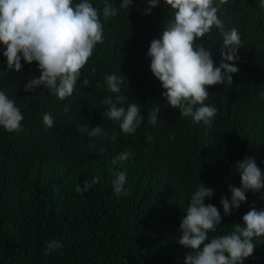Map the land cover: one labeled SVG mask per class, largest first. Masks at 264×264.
<instances>
[{"label":"trees","instance_id":"1","mask_svg":"<svg viewBox=\"0 0 264 264\" xmlns=\"http://www.w3.org/2000/svg\"><path fill=\"white\" fill-rule=\"evenodd\" d=\"M88 2L100 11L103 43L96 45L73 95L64 100L44 87L26 92L27 82L39 76L37 63L21 60V71L9 69L0 45V91L24 117L18 133L0 126V264H184L191 250L178 243L180 224L200 182L215 190L205 204L216 206L222 218L209 240L243 224L253 205L264 209V189L247 191L246 203L229 215L220 203L222 196L231 198L229 185L240 186L234 170L238 161L254 158L264 172V8L259 0H230L221 9L225 29H238L242 43L232 85L207 89L205 104L218 110L209 129L168 106L151 72L150 43L171 17L164 0L151 14H145L147 0H133L130 9H119L122 0H107L119 9L107 19L102 14L106 0ZM197 44L211 50L219 66V29L213 27ZM111 74L123 79L120 93L108 91L105 81ZM117 95L126 97L118 106H141L143 122L135 134L124 135L119 122L103 115L105 98L115 101ZM154 105L160 112L152 125L148 112ZM45 113L54 120L51 129L43 123ZM86 125H101L106 135L89 138L81 131ZM124 151L133 155L113 164ZM121 171L129 195L116 196L111 181ZM94 176L98 183L76 192L77 184ZM52 240L63 248L45 254ZM254 243L244 264H264V237Z\"/></svg>","mask_w":264,"mask_h":264},{"label":"clouds","instance_id":"2","mask_svg":"<svg viewBox=\"0 0 264 264\" xmlns=\"http://www.w3.org/2000/svg\"><path fill=\"white\" fill-rule=\"evenodd\" d=\"M230 0H164L171 9V17L164 23L159 39L150 43L147 55L151 58L150 69L164 91L162 96L168 106L179 109L180 116L191 117L194 124L203 123L211 128L217 115V108L205 104L209 97L208 87L219 84L232 85L233 74L239 72L238 49L241 38L238 29H225L220 18L221 9ZM133 0H122L119 9H130ZM160 0H147L145 14H151ZM264 8V0H259ZM119 9L106 0L102 14L105 19L114 17ZM100 11L88 0H0V45H3L9 69L19 72L21 60L27 64L36 62L39 76L32 77L25 85V91L35 92L47 88L58 99L64 100L73 95L77 83L97 44L103 43L104 26ZM213 27L219 29L222 44L219 46L221 62L216 66L212 52L197 41L211 33ZM210 39V36H209ZM108 91L120 93L122 77L111 74L106 77ZM85 86L90 81H83ZM264 98V92L260 93ZM124 95H117L115 101L106 97L103 101L108 110L103 113L110 121L119 122L124 135L135 134L143 122L141 106L130 103L125 109ZM69 111L68 106L64 108ZM160 106L154 105L148 112V122H158ZM24 119L15 101L0 91V126L9 133L22 131ZM44 125L51 129L54 120L49 113L43 115ZM89 138L106 135L102 126L81 128ZM149 141L152 137H147ZM116 140V136H112ZM103 149L100 154L103 155ZM133 153L124 151L114 157L112 163L128 160ZM234 170L240 175V186L229 185L231 198L222 196L220 203L225 215L238 210L246 203V192H260L264 189V172L255 159L246 157L238 161ZM99 176L86 180L83 186L76 185L77 193H85L99 182ZM116 196L129 195L125 190L126 173L117 172L111 181ZM214 189L202 182L191 194L186 215L180 224L181 235L178 243L191 251L185 255L184 264H244L256 248L254 240L264 237V209L254 205L243 217V224H235L229 234L209 240L208 233L215 232L221 224V213L205 198L211 199ZM206 241H210L207 242ZM63 248L59 241L52 240L46 245V252Z\"/></svg>","mask_w":264,"mask_h":264}]
</instances>
